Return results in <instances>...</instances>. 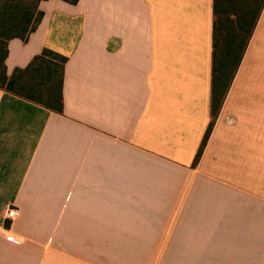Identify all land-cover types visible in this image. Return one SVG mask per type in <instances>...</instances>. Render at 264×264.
I'll return each mask as SVG.
<instances>
[{"label": "crops", "instance_id": "obj_1", "mask_svg": "<svg viewBox=\"0 0 264 264\" xmlns=\"http://www.w3.org/2000/svg\"><path fill=\"white\" fill-rule=\"evenodd\" d=\"M213 2L41 1L7 71L67 57L64 112L0 89V264H264V13L194 166Z\"/></svg>", "mask_w": 264, "mask_h": 264}, {"label": "trees", "instance_id": "obj_2", "mask_svg": "<svg viewBox=\"0 0 264 264\" xmlns=\"http://www.w3.org/2000/svg\"><path fill=\"white\" fill-rule=\"evenodd\" d=\"M43 0H0V89L53 112H64L67 57L50 49L9 75L7 58L13 39L28 41L39 27ZM77 4L79 0H64ZM212 120L197 153L196 166L264 13V0H214Z\"/></svg>", "mask_w": 264, "mask_h": 264}, {"label": "built area", "instance_id": "obj_3", "mask_svg": "<svg viewBox=\"0 0 264 264\" xmlns=\"http://www.w3.org/2000/svg\"><path fill=\"white\" fill-rule=\"evenodd\" d=\"M17 216V211L15 208H9L7 211V218L14 220V218Z\"/></svg>", "mask_w": 264, "mask_h": 264}, {"label": "rangeland", "instance_id": "obj_4", "mask_svg": "<svg viewBox=\"0 0 264 264\" xmlns=\"http://www.w3.org/2000/svg\"><path fill=\"white\" fill-rule=\"evenodd\" d=\"M261 23H262V24L264 23V19H263V18H262V22H261ZM258 46H260V51H259V55H260V54L262 53V52H261V51H262V50H261L262 43L259 42V43H258Z\"/></svg>", "mask_w": 264, "mask_h": 264}]
</instances>
